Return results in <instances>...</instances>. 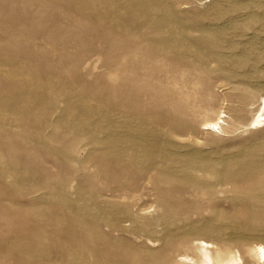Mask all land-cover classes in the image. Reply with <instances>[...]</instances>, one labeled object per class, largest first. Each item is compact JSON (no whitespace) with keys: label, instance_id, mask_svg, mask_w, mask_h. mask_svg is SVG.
Returning a JSON list of instances; mask_svg holds the SVG:
<instances>
[{"label":"rangeland","instance_id":"rangeland-1","mask_svg":"<svg viewBox=\"0 0 264 264\" xmlns=\"http://www.w3.org/2000/svg\"><path fill=\"white\" fill-rule=\"evenodd\" d=\"M263 100L264 0H0V264H258Z\"/></svg>","mask_w":264,"mask_h":264},{"label":"bare ground","instance_id":"bare-ground-1","mask_svg":"<svg viewBox=\"0 0 264 264\" xmlns=\"http://www.w3.org/2000/svg\"><path fill=\"white\" fill-rule=\"evenodd\" d=\"M262 101V100H261ZM262 105H264V100ZM260 112V113H259ZM259 115L258 117L254 120L253 124L254 125H258L260 124L261 121H264V106H261L259 111H258ZM257 114V113H256ZM225 114L224 112H220L218 113V116L215 119H207L202 126V130L205 131H210V132H214V133H219L221 134L223 132V125H225L224 119L225 118ZM254 117V116H253ZM252 120V119H251ZM251 122V121H250ZM261 127V126H260ZM256 128V127H255ZM250 129V128H249ZM254 129V128H253ZM32 239V238H31ZM30 239V240H31ZM199 239V238H198ZM33 240V239H32ZM36 241V239H35ZM195 242V243H194ZM191 246V245H190ZM192 247L199 251L201 254V257L203 258V261H207V262H211V256L209 253V248H212V246L209 243H206L203 240H195L192 243ZM218 250V249H216ZM222 251V250H221ZM211 252V251H210ZM213 252V251H212ZM255 252L257 255V259H258V264H264V246L262 245H257L255 248ZM217 253V252H216ZM215 255V254H214ZM217 255V254H216ZM234 255V254H233ZM237 258H235L234 261H232L229 264H237V263H242L241 259H240V255L237 253ZM188 258L186 257H182L181 260H186ZM255 259V258H254ZM256 261V260H255ZM254 261V262H255ZM253 262V263H254ZM256 264V263H254Z\"/></svg>","mask_w":264,"mask_h":264}]
</instances>
